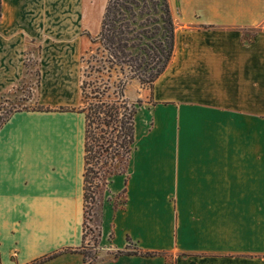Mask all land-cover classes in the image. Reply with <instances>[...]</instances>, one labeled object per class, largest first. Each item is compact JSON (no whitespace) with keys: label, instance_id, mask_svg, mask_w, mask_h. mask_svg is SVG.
I'll return each mask as SVG.
<instances>
[{"label":"crops","instance_id":"0c3cea01","mask_svg":"<svg viewBox=\"0 0 264 264\" xmlns=\"http://www.w3.org/2000/svg\"><path fill=\"white\" fill-rule=\"evenodd\" d=\"M107 1L0 0V97L37 58L49 109L14 112L0 128V264L84 245L85 119L59 109L80 105L81 58ZM170 1L174 57L130 97L142 102L136 142L127 174L105 190L97 260L43 264H264V0ZM128 238L165 256L116 257Z\"/></svg>","mask_w":264,"mask_h":264},{"label":"trees","instance_id":"16d2710c","mask_svg":"<svg viewBox=\"0 0 264 264\" xmlns=\"http://www.w3.org/2000/svg\"><path fill=\"white\" fill-rule=\"evenodd\" d=\"M88 37L93 48L81 58L80 106L59 109L77 111L85 119L84 245L81 250L67 249L32 264H43L64 253H80L92 263L93 255L85 246L88 205L97 204L99 191L107 188L111 178L127 174L136 142L135 118L142 106L141 101L128 97L129 86L137 82L152 88L174 57L176 21L170 0H108L100 33ZM11 115L0 116V128ZM125 194L126 190L116 209L125 207ZM99 226L100 220L96 244L101 237ZM127 241L126 250L116 257L165 256L142 252L130 238Z\"/></svg>","mask_w":264,"mask_h":264},{"label":"rangeland","instance_id":"374dc122","mask_svg":"<svg viewBox=\"0 0 264 264\" xmlns=\"http://www.w3.org/2000/svg\"><path fill=\"white\" fill-rule=\"evenodd\" d=\"M196 1L197 2L185 4L182 1L178 0L177 5L183 8L192 6V7H195L196 10H201V7H202L201 0L199 1L196 0ZM187 9L192 10V8L190 9L187 8ZM199 21L201 20L199 19ZM251 35H252V32H249V31L246 32V38H250ZM92 48H93V45L91 44L90 47L84 52L83 56L84 55L86 56ZM25 70H26L28 77L22 80V82L19 83L18 87L14 91L0 97V116H3L8 113H14L16 111H23V110H38V109L49 110L48 108L42 106L39 101L40 99H39V94L37 91H38V88L41 87L42 76L38 68L37 58H34L32 59L31 62L26 63ZM140 88L141 86L137 82H134L133 84H131L127 90L128 97L129 98L135 97L137 93L139 92ZM79 106L74 109H78ZM105 190L106 189H101L99 191V194L97 195V200H98L97 204H95L94 206L88 205V212H90V216L88 215V218H89V221L87 223L88 228H86V232H87V238H86L87 251L86 252L91 253L93 255L92 263L96 262L97 260L98 244H96L95 240L97 239L98 225H99L102 206L105 202V194H106ZM121 201L122 200L120 197L115 198L114 205L120 204Z\"/></svg>","mask_w":264,"mask_h":264}]
</instances>
